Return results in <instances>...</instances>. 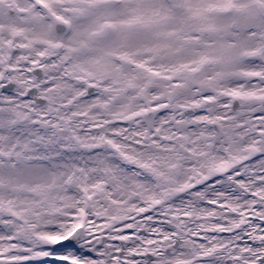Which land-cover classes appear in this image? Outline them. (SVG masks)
Masks as SVG:
<instances>
[{
    "label": "snow or ice",
    "instance_id": "snow-or-ice-1",
    "mask_svg": "<svg viewBox=\"0 0 264 264\" xmlns=\"http://www.w3.org/2000/svg\"><path fill=\"white\" fill-rule=\"evenodd\" d=\"M0 264H264V0H0Z\"/></svg>",
    "mask_w": 264,
    "mask_h": 264
}]
</instances>
